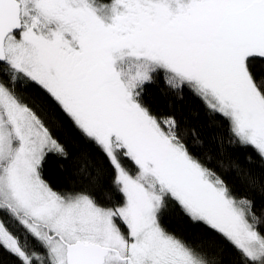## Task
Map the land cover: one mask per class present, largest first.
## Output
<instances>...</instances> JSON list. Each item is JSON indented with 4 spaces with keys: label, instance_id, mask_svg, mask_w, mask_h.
<instances>
[{
    "label": "snow or ice",
    "instance_id": "6c2138e0",
    "mask_svg": "<svg viewBox=\"0 0 264 264\" xmlns=\"http://www.w3.org/2000/svg\"><path fill=\"white\" fill-rule=\"evenodd\" d=\"M0 264H264V0H0Z\"/></svg>",
    "mask_w": 264,
    "mask_h": 264
}]
</instances>
